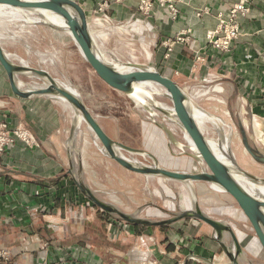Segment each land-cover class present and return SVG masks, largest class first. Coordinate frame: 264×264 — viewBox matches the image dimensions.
Instances as JSON below:
<instances>
[{
	"label": "crops",
	"instance_id": "1",
	"mask_svg": "<svg viewBox=\"0 0 264 264\" xmlns=\"http://www.w3.org/2000/svg\"><path fill=\"white\" fill-rule=\"evenodd\" d=\"M76 1L86 10L91 28L102 23L106 32L98 34L101 39L121 40L124 34L149 47L160 72L186 91L206 88L207 94L213 88L220 95L211 99L241 103V112L251 116L264 141V0H247L250 11L239 17L241 31L229 51L209 47L207 33L242 0H176V15L158 1L148 15L139 11L138 0ZM186 31V41L173 43L166 58L165 42ZM198 54L203 62L197 61ZM19 78L23 90L45 86L35 77ZM0 120L11 128L30 129L38 140L33 147L17 140L0 156V248L11 252L15 264H229L205 222L182 220L166 231L158 226L137 231L92 206L76 184L81 167L90 184L93 168L106 161L91 150V133L81 144L77 136L79 159L72 158L71 106L48 95L17 98L1 64ZM199 198L209 215L217 204H228L224 196ZM235 210L231 206L229 216L238 224L230 225L243 248V263L264 264V250L251 225ZM223 239L233 247L229 233Z\"/></svg>",
	"mask_w": 264,
	"mask_h": 264
},
{
	"label": "rangeland",
	"instance_id": "2",
	"mask_svg": "<svg viewBox=\"0 0 264 264\" xmlns=\"http://www.w3.org/2000/svg\"><path fill=\"white\" fill-rule=\"evenodd\" d=\"M99 25L92 26V29L101 49L112 59L123 63L143 65L154 61L152 56L149 57V53L152 55L149 47L142 46L137 41L125 37L124 34L121 40L116 37V40L101 39L98 34H102L106 30H104L102 23ZM0 36L4 50L13 61L45 69L62 85L77 92L113 139L152 153L159 159L161 165L165 167L191 172L200 171L199 162L184 152V150H190L186 146L184 150L180 148L171 140L168 133L153 121L154 118L157 122L168 127L176 140L179 143H184L179 126L171 116L166 115L162 111L163 109L165 111L173 109V103L168 96L153 94L161 109L154 108L155 115L152 118L147 109L136 104L127 94L113 89L96 75L81 56L69 33L57 31L41 24L28 23L23 20L22 15L13 14L9 8L0 7ZM145 88L152 93L157 90L166 92L165 89L158 85H149ZM197 89L191 88L187 90L189 95L194 94L197 97L194 99L196 104L213 115L223 118L225 121V124L219 125L216 122L218 118L201 116L199 112L197 113V122L203 129L204 134L212 141L213 146H216L217 141L222 137L223 139L228 138L230 152L238 165L252 174L264 177V162H260L250 153L237 126V122L240 121L238 119L242 116L244 120H241V123L247 133L250 144L264 154V141L258 135L255 122L251 116L248 118L247 114L241 112V103L231 105L229 100L221 103L211 99V97L220 95L213 88L207 94H203L206 88L200 89L199 92H197ZM88 132L91 133L89 136H92L89 139L92 142L91 150L104 156V160H106L93 168L95 177L90 180L93 182L87 183L98 198L113 204L125 213L152 220L170 218L191 207V193L186 184L161 177L145 176L127 170L101 152V142L87 128L83 120L80 121V134H78L80 144L84 140L86 133L89 134ZM76 147L77 144L75 145ZM121 152L128 158L142 163L150 164L153 162L149 156L133 154L124 150H121ZM73 154L76 156V153ZM221 155L226 159L230 156V154L225 152H222ZM76 159H79L78 156H76ZM85 179L83 177L84 181ZM194 186L199 203V196H206L207 194L224 196L227 199L228 204L226 206L217 204V209L213 212V215L210 214L211 216L236 225L238 222L229 216L231 206H235L238 210H235V212L237 211L236 214L241 215L243 218L245 217L231 195L216 190L207 182H196ZM206 190H211L212 192H207ZM85 199L96 209L101 210L87 197ZM201 207L208 213L204 206L201 205ZM111 217L116 221H122L117 219L116 216ZM245 220L247 226H250V222L247 219ZM177 223H174V225L176 226Z\"/></svg>",
	"mask_w": 264,
	"mask_h": 264
},
{
	"label": "water",
	"instance_id": "3",
	"mask_svg": "<svg viewBox=\"0 0 264 264\" xmlns=\"http://www.w3.org/2000/svg\"><path fill=\"white\" fill-rule=\"evenodd\" d=\"M0 7L11 9L12 13L22 15L23 20L28 23H36L48 26L54 30L67 32L71 35L81 56L90 65L96 75L113 89L127 94L133 101L147 109L152 116L155 115L154 108H159V103L154 99L153 94H164L172 103L171 111L162 110L166 115L171 116L179 126L183 142L179 143L171 130L165 125L153 121L165 130L180 148L186 146L190 151L184 152L195 158L201 169L198 172L188 170L171 169L161 165L159 159L152 153L139 148L128 146L113 139L102 127L98 119L91 112L83 98L74 90L62 85L49 71L13 61L10 55L4 50L0 36V64L5 69L13 94L19 99H28L36 95H48L63 100L73 110V120L70 129L68 146L72 154L80 153L74 143L77 142L80 121L86 123L87 128L94 133L101 142V152L108 158L116 161L127 170L145 176H155L167 180L179 181L186 184L191 193V207L174 216L166 219L152 220L139 217L135 214H128L113 204L107 203L98 198L83 180V168H80L76 178V184L81 193L86 196L94 205L103 212L131 225H145L149 227L172 225L181 220L195 219L210 225L215 232V239L221 245L223 251L229 258V264H245L243 248L237 235L230 224L218 220L206 213L195 190L196 182H207L216 190L231 195L250 222L255 236L264 250V177L257 176L240 167L231 154L229 159L219 156L213 149L212 141L204 134L203 129L197 122L195 112H204L210 118H223L213 115L202 107L198 106L194 98L171 76L163 74L154 61L147 65L123 63L112 59L101 49L83 6L76 0H0ZM55 18L63 22H57ZM19 76H31L40 79L45 86L32 87L23 90L20 87ZM158 85L166 92L157 90L148 91L145 87ZM148 98V99H146ZM199 110V111H198ZM237 126L244 138L245 145L250 153L260 162H264V154L259 152L250 144L247 133L241 121ZM223 137L218 141L221 142ZM121 150L149 156L153 162L142 163L125 156ZM231 153V152H230ZM82 165V163H81ZM229 233L232 237V245L224 242V234ZM234 249V250H233ZM246 264H257L247 260Z\"/></svg>",
	"mask_w": 264,
	"mask_h": 264
},
{
	"label": "built area",
	"instance_id": "4",
	"mask_svg": "<svg viewBox=\"0 0 264 264\" xmlns=\"http://www.w3.org/2000/svg\"><path fill=\"white\" fill-rule=\"evenodd\" d=\"M162 4H168L172 15H176L178 9L176 7V0H138V9L143 14L148 15L152 12L155 2ZM250 11L247 0L235 4L230 12L229 16L221 21V23L214 29L207 33L208 46L220 51H229L238 35L240 34L241 27L239 17L247 14ZM170 38L165 42L166 46V58L172 51V44L176 41H186L184 34ZM198 62H203L204 58L198 54L196 57ZM17 140L23 142L28 147L37 145V138L35 134L28 128L23 126L10 127L8 121L0 120V156L5 153L7 148L15 143ZM185 240V239H184ZM187 240V237H186ZM183 241V239H182ZM0 264H15L13 256L9 250L0 248Z\"/></svg>",
	"mask_w": 264,
	"mask_h": 264
},
{
	"label": "bare ground",
	"instance_id": "5",
	"mask_svg": "<svg viewBox=\"0 0 264 264\" xmlns=\"http://www.w3.org/2000/svg\"><path fill=\"white\" fill-rule=\"evenodd\" d=\"M55 20L57 21V22H63L61 19H59V18H55ZM103 35V34H102ZM143 45H145V44H143ZM147 56V55H146ZM152 55L149 53V57H151ZM199 111V110H198ZM197 113L198 112H195V116H196V118H197ZM199 114L202 116V115H204V116H207L204 112H202L201 113V111L199 112ZM208 117V116H207ZM213 120V119H212ZM216 122H217V124H219V125H222L223 124V122H222V120L221 119H218V120H216ZM221 133V132H220ZM221 136H223V135H221ZM213 149L215 150V152L219 155V156H221L222 157V155H221V153L222 152H225L226 154H230V156H231V153H230V147H229V139L228 138H226V139H223L221 142H218L217 141V143H216V146H213ZM229 156V157H230ZM229 157H228V159H229ZM262 191H263V193H264V189L262 188L261 189Z\"/></svg>",
	"mask_w": 264,
	"mask_h": 264
},
{
	"label": "trees",
	"instance_id": "6",
	"mask_svg": "<svg viewBox=\"0 0 264 264\" xmlns=\"http://www.w3.org/2000/svg\"><path fill=\"white\" fill-rule=\"evenodd\" d=\"M174 224H172V225H163V226H158L161 230H164V231H166V230H168V229H170V228H174ZM155 227V226H154ZM154 227H149V226H145V225H134V228H135V230H146V229H148V228H154Z\"/></svg>",
	"mask_w": 264,
	"mask_h": 264
}]
</instances>
